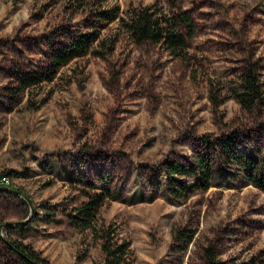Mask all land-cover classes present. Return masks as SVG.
<instances>
[{
    "label": "rangeland",
    "instance_id": "obj_1",
    "mask_svg": "<svg viewBox=\"0 0 264 264\" xmlns=\"http://www.w3.org/2000/svg\"><path fill=\"white\" fill-rule=\"evenodd\" d=\"M142 5L188 13L191 61L104 21L102 36L116 38L107 54L93 47L31 93L10 89L15 70L46 66L51 48L87 30L96 12ZM248 67L264 92V0H0V182L9 180L0 264H20L9 242L47 264H102L99 233L69 217L93 193L105 196L93 225L130 242L129 264H205L206 248L233 264H264V192L220 141L264 165V105L246 111L231 97ZM198 156L211 163V186L174 196L163 162Z\"/></svg>",
    "mask_w": 264,
    "mask_h": 264
},
{
    "label": "trees",
    "instance_id": "obj_2",
    "mask_svg": "<svg viewBox=\"0 0 264 264\" xmlns=\"http://www.w3.org/2000/svg\"><path fill=\"white\" fill-rule=\"evenodd\" d=\"M95 19L88 23L87 30H78L67 38L65 44L51 48L49 60L46 66L30 69L15 70L14 75L17 85L12 86V92L31 93L32 90L44 81H51L58 70L74 58L82 57L92 51L97 56L107 54L113 47L115 36L109 39L102 36L104 21L117 20L119 26L127 32L135 43L155 42L161 44L166 51L184 61H191L193 55L188 50V43L195 35L196 25L188 13L180 8L171 11L159 10L153 5H142L139 7L130 6L124 15L120 14L117 7L110 12L98 11ZM216 86L210 83L211 101L221 103L223 98H217ZM231 97L240 105L243 110L251 111L258 105H264V92L262 84L254 74V69L248 67L235 81ZM221 145L228 156V161L238 164L245 172V180L264 192V165L257 166L256 160L242 151L236 149L231 142L220 139ZM162 171L165 175V182L168 190L174 196H188L189 193L197 190H206L212 184L211 163L204 156H198L193 164L183 163L175 159H167L162 164ZM185 177H192L187 181ZM227 179V177H226ZM3 184L0 182V194L3 192ZM104 195L87 194L85 200L76 207L75 213L69 215L73 224L78 228H90L92 232L99 233L98 237L103 239L101 244L104 258L102 264H129L133 252L130 242L114 235V229L102 227L95 228L93 221L103 204ZM178 239L185 240L188 236L183 230L177 229ZM9 248L17 252L20 264H47L39 258L36 251L17 243L9 242ZM205 264H233L227 260H221L214 256L211 249H205Z\"/></svg>",
    "mask_w": 264,
    "mask_h": 264
},
{
    "label": "built area",
    "instance_id": "obj_3",
    "mask_svg": "<svg viewBox=\"0 0 264 264\" xmlns=\"http://www.w3.org/2000/svg\"><path fill=\"white\" fill-rule=\"evenodd\" d=\"M1 182H3V183H8V182H9V180H8V178H7L6 175H3V176L1 177Z\"/></svg>",
    "mask_w": 264,
    "mask_h": 264
}]
</instances>
